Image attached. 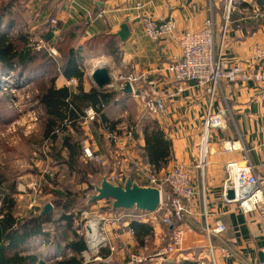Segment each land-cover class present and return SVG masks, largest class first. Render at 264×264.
<instances>
[{"label": "crops", "instance_id": "1", "mask_svg": "<svg viewBox=\"0 0 264 264\" xmlns=\"http://www.w3.org/2000/svg\"><path fill=\"white\" fill-rule=\"evenodd\" d=\"M4 1L10 6L9 12L7 11L8 18L15 22L12 28H8V23H3L2 26L7 27L13 36L23 29L36 35L44 49L49 47L46 50L58 63L62 61L61 50L78 48L91 40L98 42L102 48L97 56L85 58V65L87 61V66L93 68L89 70L84 81L86 91L96 86L91 79V73L97 67L90 64L95 57L104 55L108 57L109 61L105 63L112 73L142 75L147 81L135 83L134 88L139 90L148 81H153L155 90L165 97L166 112L150 115L131 94L118 91L117 101L107 109L111 118L119 121L118 128L110 129L105 125L100 127L93 121L86 134L88 140L83 145H91L102 156L104 173H112L121 168L137 179V166L150 164L145 157L144 131L148 124H155L161 130L163 139L170 145L168 159L161 163L160 171L164 172L176 162L191 169L198 192L193 205L194 214L185 222L187 236L183 250L168 260L167 264H197L199 259L207 257L210 243L217 249L219 264L263 263L264 254L260 247L264 244V237L261 235L259 218L242 213L237 203H224L221 195L227 162L249 159L259 165L264 161V88L253 82L241 85L223 83L215 111L223 110L226 128L214 132L210 142L208 166L205 173H202L195 163L204 134L208 97L201 88L191 84L185 85L183 91L179 90L173 74L167 70L173 58L180 54L179 45L172 40H152L147 36L141 18H173L179 33L199 31L210 17L221 28L224 25V0H0V4ZM241 2L233 10L232 22L228 25L225 36L223 55L229 63H245L257 47L264 46V20L254 23L244 18V8L253 3L257 4V0ZM123 23H127L131 31L125 41L118 35ZM221 41L222 33L219 29L216 36L218 51ZM115 48L118 50L119 59L112 55ZM71 79L74 78L60 74L56 84L58 87L66 85L77 93L78 80L69 85ZM133 127V140L130 141L127 131ZM233 143L235 148L224 150V146ZM34 173L39 174L37 171L32 172L33 175ZM4 174L7 187L15 191H12L13 217L17 221L30 218V214L36 212L29 208L31 196L24 191V183L32 174L23 169L17 174V179L16 174L5 171ZM102 201L93 204L89 209L90 214L97 220L99 235L90 241L87 231L83 234L88 245V249L82 253L85 264L88 257L96 256L102 257L95 260L98 264H127L128 254L132 251L151 253L169 241L170 228L160 221H145L152 225L153 231L141 243L128 220L114 225L106 223L103 233L100 221L108 213L102 214ZM44 206L45 202L41 204V213ZM205 208L208 209L211 220L219 217L223 219L227 225L226 232L211 239L205 235L202 215ZM52 214L53 219L58 220L62 210L54 207ZM62 229L56 224L47 225L45 234L28 245V254L37 255L47 264L62 259L66 253L72 255L62 251V248L67 240L74 239V233L72 231L61 237ZM55 238L60 240L59 248L48 250L47 240ZM221 247L231 252L230 258L222 257L218 251ZM103 251L108 252L103 254Z\"/></svg>", "mask_w": 264, "mask_h": 264}, {"label": "built area", "instance_id": "2", "mask_svg": "<svg viewBox=\"0 0 264 264\" xmlns=\"http://www.w3.org/2000/svg\"><path fill=\"white\" fill-rule=\"evenodd\" d=\"M224 3V25L221 28H218L215 20L210 17L205 20L203 27L199 31L179 33L177 23L173 18L157 20L146 16L141 17L143 18L145 32L152 40H172L179 45L180 54L175 56L167 66V70L173 74L174 80L178 83L179 90L183 91L185 85L191 84L201 88L208 97V108L203 125L204 134L200 143L198 159L195 163V166L202 173H205L208 166L211 153L210 142L214 132L218 129L226 128L223 110L222 112L215 111L218 94L223 83L241 85L253 82L258 87L264 88V46L257 47L245 63H229L223 55L225 36L227 27L232 22L233 10L240 6L242 2L241 0H224ZM139 6L141 5L139 4ZM244 11V18L250 19L254 23H260L264 20L263 6L258 3L250 4L244 8ZM244 18L242 17V19ZM53 22L55 23V20ZM219 29L222 33V41L218 51L216 36ZM31 44L36 45L38 49L44 47L39 40L31 41ZM102 63L107 64L104 61H99V65ZM110 75L111 83L108 91H118L120 83L129 81L133 87L131 96L139 101L145 112L150 115H161L166 112L165 97L158 94L153 81H148L145 86H141L138 90L134 88V84L147 81L142 75L136 73L116 74L112 72H110ZM11 78L14 89L21 88L14 85L13 75L8 74L4 79L2 78L3 85ZM73 82H76V79H72L68 83L71 84ZM97 116V107H87L80 122L82 128L87 131V127L95 121ZM15 123L17 124L18 122ZM133 131L134 127L129 128L127 131V137L130 141L133 140ZM233 148H235L234 143L224 146L225 151H230ZM43 154L47 156L48 152L43 151ZM82 159L96 163L103 162L102 156L91 145H83ZM160 170L153 164L137 166V180L140 183L161 189L162 197L159 209L150 214L134 209L120 211L128 212V216H130L128 221L133 219L142 222L160 221L170 228L169 241L153 252L148 253V255H130L127 264H166L168 260L173 259L184 248L187 236L185 222L194 214L193 205L198 196L192 171L187 165L177 162L173 163L164 172ZM225 174L224 188L221 195L222 201L227 204L237 203L242 213L256 215L260 220L261 235L264 237V161L256 165L249 159L244 161L231 160L225 165ZM126 175V170L120 168L109 173L108 178L113 182H117V180L124 181ZM230 190L234 192L233 198L229 197L228 192ZM45 197L40 186H38L34 196L31 195L30 197L29 208L36 213L39 212ZM108 205L110 210V203ZM2 207L3 200L1 199L0 219L3 217ZM111 212H108L107 216L104 214L105 216L101 217L100 224L103 233L105 232L104 225L106 223L109 222L113 225L121 223L120 217L111 214ZM202 215L204 216L203 230L209 239L227 231V225L221 217L211 220V215L206 208ZM110 247L112 250L114 249V247ZM260 250L264 254V244L260 247ZM218 251L223 258H230L231 256V252L227 248L221 247ZM207 252V257L199 259L197 264H219L217 249L214 244L210 243L208 245ZM98 259H102V257H88L86 263L88 264ZM261 264H264V262Z\"/></svg>", "mask_w": 264, "mask_h": 264}, {"label": "trees", "instance_id": "3", "mask_svg": "<svg viewBox=\"0 0 264 264\" xmlns=\"http://www.w3.org/2000/svg\"><path fill=\"white\" fill-rule=\"evenodd\" d=\"M257 3L264 9V0H257ZM9 7L7 3L4 6L0 5V90L3 84L2 76L7 75V72L17 71L16 75H13L14 85L17 87H23L29 81H38L37 77H33L39 72L49 74L47 79H39L40 85L43 86L35 96V102L43 110L40 124L41 133L37 138L30 140L40 143L42 146L46 143L51 146L52 151L47 156L56 172L52 176L50 173L44 175L47 185L43 190L53 197L52 204L55 208L62 210V215L58 220H54L53 211L47 214H42L40 211L31 213L30 218L17 221L13 217L12 211L13 192L15 191L7 187L6 175L0 169V200H3L1 209L3 218L0 219V264H47L37 255L28 254L27 247L35 238L45 234V228L50 223L63 228L61 237L72 231L74 233V239L67 240L62 248V251L70 252L72 255L69 256L66 253L62 259L54 260L50 264H85L82 253L88 249L87 241L84 235L77 231L80 227L74 228V224L80 219V214L76 213L77 207L80 206L78 199L80 192L74 193L68 188L59 186V172L66 168L69 175L81 174L79 186H86L85 189L93 188L92 183L87 181L88 176H99L103 171L90 161H87L86 165L82 163L83 143L87 139V135L80 122L85 114V109L94 106L98 111V116L94 121L95 125L100 127L105 125L110 129L118 128L119 121L114 117L111 118L107 111L108 106L117 101L118 91H102L96 86L87 91L84 88V81L88 73L85 58L97 56L98 42L91 40L78 48L71 47L61 50L62 61L58 63L47 50L32 48L34 45L31 44L28 37L30 33L27 30L23 29L13 36L7 27L2 26L3 23L5 25L8 23V28H12L11 26L15 22L14 19L8 18ZM117 52L118 50L115 48L112 55L119 59ZM60 74L67 78H76L79 91L75 93L66 85L58 87L56 81ZM14 116V110L7 106V98H0V125L10 123ZM144 132L145 157L150 164L160 169L161 163L168 159L170 145L163 139L161 130L155 124H148ZM47 156L43 152L41 153L43 159H47ZM89 170L92 171L91 174H89ZM49 184L53 187L49 188ZM101 211L104 212L102 208ZM108 212H111L109 208ZM130 226L140 243L153 231L150 223L137 219L131 220ZM59 242L58 238L48 239V250H53V247L59 248ZM107 252L103 251V254ZM96 263L91 262V264Z\"/></svg>", "mask_w": 264, "mask_h": 264}, {"label": "rangeland", "instance_id": "4", "mask_svg": "<svg viewBox=\"0 0 264 264\" xmlns=\"http://www.w3.org/2000/svg\"><path fill=\"white\" fill-rule=\"evenodd\" d=\"M5 4L6 1L2 2L0 5L4 6ZM223 9H225V5ZM28 37L32 42L38 41V38L34 34L30 33ZM35 44L37 43L35 42ZM32 48L38 49L36 45L35 48L34 46H32ZM45 48L48 49L49 47L47 46ZM101 48L102 47L99 46V49ZM41 49H44V47ZM103 50L105 51V49ZM99 61H104L108 63L109 60L108 57L101 55L99 57H95V59L92 60V64L90 65H95L96 67H99ZM87 65L88 64L86 61V68L88 69L89 72V70L93 68L92 66H87ZM109 72L111 71L109 70ZM16 73L17 71L14 70L13 72H7L6 74L16 75ZM5 77L6 75L2 76L3 79ZM35 77H37L38 81L36 82L29 81L28 83H26L25 86L21 88H16V90L13 87L12 78L10 80H7V83L4 85L2 84L1 86L2 88L0 90V98L2 97L7 98V106L9 109L14 110L15 116L13 118L14 120L11 121L10 123H5L4 125H0V169L10 174H14V175L16 174V179L19 177V175L17 174H19L21 169H23L29 174L30 173L32 174V172L37 171L39 174L36 173H34L35 175L32 174L29 177L28 181L24 183L25 186L24 190L28 193L29 196L31 195L34 196V194L36 193V189H38V186H40L42 193L46 196L44 199L46 205L47 203H52L53 197L50 194L45 193V191L43 190L45 185H47L44 174L50 172L52 176L55 174L56 170L52 167V163L50 162L49 157H47V159H43L41 157V153L43 151H46L50 154V151L52 150L49 143H46V145L42 146L40 145V143H37L30 139L37 138V136L41 133L40 124L42 120L41 117L43 115V110L38 106L39 104L35 102V96L38 95L40 89L43 86L40 85L39 79L41 78L47 79L49 77V74H46L44 72L43 73L39 72L33 78ZM15 122L18 123L16 124ZM87 132H88V127L86 134ZM90 162H92L94 165H97L100 169H102L103 172L101 174L105 172L102 163H96L93 161ZM82 163L83 165H86L87 161L85 159H82ZM88 172L89 174L92 173V171L90 170ZM99 176H92V175L88 176L87 181L92 183V187L94 184H97L99 182ZM81 178H82L81 174L69 175V173L66 171V168H63L59 172L58 185L61 187L68 188L72 190L74 193L80 192L79 194L80 196H78V199L80 200V206H78L76 210V213L78 212L80 214V219L75 225L76 227H80V229H78L79 233L85 235L86 224L88 223V221L95 218L94 216H92V214H90L89 211V209L92 206L90 205L88 207L86 205L89 199L88 195L94 193L93 191L94 188L85 189L86 186L83 185L79 186V182ZM48 187L52 188L53 186L49 184ZM101 204L103 205L101 208L104 210V212L102 211L101 212L104 215L106 214V212H108L109 202L105 200L102 201ZM111 214L118 215V217H120L121 222L125 220H130V216H128L127 211L111 212ZM95 221L97 220L95 219ZM132 254L148 255V253L145 251H132L131 253L128 254V257L130 258V255ZM93 263L96 262L94 261Z\"/></svg>", "mask_w": 264, "mask_h": 264}, {"label": "water", "instance_id": "5", "mask_svg": "<svg viewBox=\"0 0 264 264\" xmlns=\"http://www.w3.org/2000/svg\"><path fill=\"white\" fill-rule=\"evenodd\" d=\"M130 27L127 23H123L118 35L121 40L125 41L130 35ZM93 83L102 91L110 89L111 75L106 64H100L91 73ZM118 91L125 94H132L133 87L129 81L120 83ZM109 173L106 172L99 176V182L93 185L94 193L88 195L89 199L86 205L89 207L91 204L97 203L102 200H107L111 207L112 212L120 210H137L147 214L154 213L159 209L161 203V189L142 184L137 179L133 178L131 174H127L124 181L117 180L111 181ZM229 197H234V192H228ZM53 204L47 203L42 214H47L53 211ZM90 241L98 237V227L95 219H91L85 226Z\"/></svg>", "mask_w": 264, "mask_h": 264}]
</instances>
